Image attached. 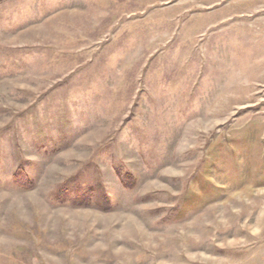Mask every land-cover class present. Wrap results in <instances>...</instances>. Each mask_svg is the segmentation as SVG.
Segmentation results:
<instances>
[{
    "label": "rangeland",
    "instance_id": "1",
    "mask_svg": "<svg viewBox=\"0 0 264 264\" xmlns=\"http://www.w3.org/2000/svg\"><path fill=\"white\" fill-rule=\"evenodd\" d=\"M0 264H264V0H0Z\"/></svg>",
    "mask_w": 264,
    "mask_h": 264
},
{
    "label": "trees",
    "instance_id": "2",
    "mask_svg": "<svg viewBox=\"0 0 264 264\" xmlns=\"http://www.w3.org/2000/svg\"><path fill=\"white\" fill-rule=\"evenodd\" d=\"M13 182L18 187L23 189H30L33 187V180L29 177L23 166L17 167L16 171L13 174ZM90 196L87 192H84V196H79L78 198L72 199L74 202L78 203L79 201H85L86 197ZM103 203L106 208H109L111 205V200L108 195L103 196Z\"/></svg>",
    "mask_w": 264,
    "mask_h": 264
}]
</instances>
